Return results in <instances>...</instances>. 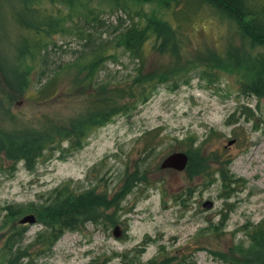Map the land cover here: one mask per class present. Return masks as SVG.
I'll use <instances>...</instances> for the list:
<instances>
[{"label":"rangeland","instance_id":"1","mask_svg":"<svg viewBox=\"0 0 264 264\" xmlns=\"http://www.w3.org/2000/svg\"><path fill=\"white\" fill-rule=\"evenodd\" d=\"M16 8V0H0V144L39 132L51 138L56 134L51 127L71 130L115 90L110 82L102 94L96 80L112 77L126 89L136 87L133 97L124 100L127 110L86 130L81 149L73 151L64 141L33 171L19 163L11 172L2 161L0 249L10 233L25 227L30 255L23 264H264V241L251 242L247 236L264 220V99L240 93L245 68L256 56L264 57V46L252 45L234 22L204 6L181 24L179 53L152 52L145 45L149 53L140 61L115 48L112 55L118 58L104 60L93 84L83 81L84 74L79 80L76 73L63 74L55 96L37 103L32 89L23 94L3 76L16 57ZM110 11L104 14L112 24L124 14ZM54 39L61 50L52 54V61L70 63L77 43L70 37ZM136 78L139 83L133 84ZM154 145L144 180L136 182L115 213L118 238L114 226L103 221L83 223L65 232L50 254L36 256L39 250L28 245L41 230L38 215L5 219L6 206L38 203L39 196L69 181L112 196L126 176L138 173L143 148ZM174 152H191L197 174L161 171V160ZM206 201L213 203L212 209L202 207ZM28 214L35 224H19Z\"/></svg>","mask_w":264,"mask_h":264},{"label":"trees","instance_id":"2","mask_svg":"<svg viewBox=\"0 0 264 264\" xmlns=\"http://www.w3.org/2000/svg\"><path fill=\"white\" fill-rule=\"evenodd\" d=\"M179 1L16 0L18 10L14 11L13 27L18 35V46L15 62L8 67V71L5 66L3 76L23 94L32 89L33 101L43 103L55 96L54 88L63 74L76 73L79 76L78 80L84 74L83 81L93 84L104 60L115 62L114 58H118L115 57L116 50L119 48L123 49L131 60L140 61L149 53H146L147 45L150 47L148 51L168 55L179 53L184 44L181 24L190 22L195 11L204 6L234 22L252 45L264 46V0H182L184 4ZM134 3H138L139 6L134 7ZM115 9H119L115 14L121 13L120 11L124 14L121 19H116L114 24L108 23L104 13L107 10L113 13ZM55 36L64 39L70 37L77 43L75 50L71 51L74 56L70 63L60 65L52 61V54L61 50L54 39ZM112 54H115L114 57ZM96 82L102 94L107 92L110 82L115 85L112 86L115 90L106 95L103 105H98L95 112L81 120L71 130H66L65 127L61 129L51 127L52 132L56 133L51 138L39 132L21 140L11 138L2 140L0 165L5 161L10 164L8 169L14 172L17 164L23 163L26 170L33 171L40 159L46 157L50 160L61 148L62 142L67 141L69 148L77 151L83 146L87 129L89 132L93 128L103 126L112 116L127 110L123 109L124 100L126 97H133L135 85L133 89H126L127 85L123 84V81H116V78L112 77ZM138 83L137 78L133 80V84ZM240 93L264 99L263 56H256L245 68ZM146 101V97L142 98V103ZM105 107L108 111L102 112L101 109ZM231 118L228 119V124ZM155 147V145L150 147V150L143 148L142 157L138 161V164H141L137 169L138 173L126 176L119 191L112 196H109L107 191L98 192L90 185L83 187L79 181H69L47 195L39 196L38 203L6 206L3 209L5 219L9 220L26 213L38 215L41 230L28 245L39 250L36 256L50 254L54 244L63 234L75 231L80 224H100L103 221L110 227L118 226L116 225L118 217L115 213L132 188L137 186L136 182L144 180V165L148 162L146 158L148 154L153 153ZM187 154L189 163L184 172L189 176L196 175L191 164L192 154L191 152ZM149 166L153 167V165L146 167ZM224 178L222 176L223 181ZM247 236L251 242H263L264 220L252 228ZM25 240V227L10 233L0 249V264H23V260L30 255L27 254ZM32 261L33 259L30 260Z\"/></svg>","mask_w":264,"mask_h":264},{"label":"water","instance_id":"3","mask_svg":"<svg viewBox=\"0 0 264 264\" xmlns=\"http://www.w3.org/2000/svg\"><path fill=\"white\" fill-rule=\"evenodd\" d=\"M234 141H230L229 145H232ZM189 163V156L184 152H174L163 158L159 164L161 171H174L177 173H182L185 171L187 165ZM202 207L206 210H210L213 207V203L211 201H206L202 204ZM36 220L33 215H27L23 217L19 224L21 225H33ZM114 238L119 237V228L117 226L114 227L113 230Z\"/></svg>","mask_w":264,"mask_h":264},{"label":"bare ground","instance_id":"4","mask_svg":"<svg viewBox=\"0 0 264 264\" xmlns=\"http://www.w3.org/2000/svg\"><path fill=\"white\" fill-rule=\"evenodd\" d=\"M29 215V214H28Z\"/></svg>","mask_w":264,"mask_h":264}]
</instances>
